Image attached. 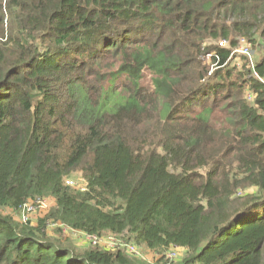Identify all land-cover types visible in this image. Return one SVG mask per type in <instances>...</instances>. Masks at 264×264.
<instances>
[{
    "label": "trees",
    "instance_id": "1",
    "mask_svg": "<svg viewBox=\"0 0 264 264\" xmlns=\"http://www.w3.org/2000/svg\"><path fill=\"white\" fill-rule=\"evenodd\" d=\"M241 38L264 42V0H0V264H264V85ZM39 197L41 224L3 211ZM47 221L157 258L79 251Z\"/></svg>",
    "mask_w": 264,
    "mask_h": 264
},
{
    "label": "rangeland",
    "instance_id": "2",
    "mask_svg": "<svg viewBox=\"0 0 264 264\" xmlns=\"http://www.w3.org/2000/svg\"><path fill=\"white\" fill-rule=\"evenodd\" d=\"M263 53H264V42L263 40L258 39L257 44H253L252 46V53H251L252 60L254 62H257L262 57ZM235 63L237 64V60L235 61ZM142 83L150 92L155 90V87L152 81V74L150 73V71L147 70L144 73ZM224 119H225V116L222 114H218L214 116V118L212 119V122L216 129L221 130L224 128L223 127V125L225 124ZM69 178L71 180H74L76 184H78V187L80 186H85L86 188L88 187L87 181L85 180L82 174V171H79V170L75 171ZM242 192L243 191L241 190L237 195H240ZM247 192H256V188L247 189ZM52 208H53V203L51 202V205L45 208V211L35 212L31 214L30 219L33 220L34 224H39V223L41 224V220H45V217L50 213V210ZM3 211L5 213L13 215V217L19 222L22 220V215L19 214V212L12 211L9 207H5ZM46 226L52 238H58V239L64 240L65 242L74 246L75 248H80L79 249L80 251H86L89 249L97 248L95 246H92L91 244L85 245V246L80 245V243L86 240L83 239V236L80 233L72 231L67 226L61 227L60 225H55L53 222H50V221L46 222ZM131 241L136 243L135 240H131ZM137 246L140 248L139 250L142 252V257H145L146 259L150 261H153L154 258H157V256L150 249H148L146 245L137 244ZM176 252H177L176 259L174 258V260H168L169 261L168 264H179V262L184 257L185 251L183 249L182 250L179 249Z\"/></svg>",
    "mask_w": 264,
    "mask_h": 264
},
{
    "label": "built area",
    "instance_id": "3",
    "mask_svg": "<svg viewBox=\"0 0 264 264\" xmlns=\"http://www.w3.org/2000/svg\"><path fill=\"white\" fill-rule=\"evenodd\" d=\"M229 43L227 40H220L219 46H228ZM229 47V46H228ZM252 53V44L245 38H241L238 41V47L233 49L232 56H236L237 60V67L241 68L243 66V63L241 61L240 56H245L248 61V66L253 70V75L263 83L264 85V77H261L254 69L255 62L252 60L251 57ZM212 58L211 54H208L206 56L207 60H210ZM217 67V64L212 63L211 64V72ZM250 98V97H249ZM66 184L69 186H73L76 188H79L81 191H87V188L85 186L78 187V184L74 180H71L70 178L66 179ZM49 206V202L47 199L39 197L36 201L27 203L23 206L21 209V212L19 214L22 215V221L28 222L30 220V215L35 213L37 210L45 209ZM72 229V228H70ZM74 232L75 229L73 230ZM80 233L84 240L89 242L92 246H95L97 248L102 249H108V250H117V249H123L128 253L129 255L136 256V257H142V252L139 250L140 248L137 246L135 242L132 241H125L120 237H117L113 234L108 235H96V234H87L84 232H77ZM178 249L172 250L169 252L166 257L169 260L176 259L177 251Z\"/></svg>",
    "mask_w": 264,
    "mask_h": 264
},
{
    "label": "crops",
    "instance_id": "4",
    "mask_svg": "<svg viewBox=\"0 0 264 264\" xmlns=\"http://www.w3.org/2000/svg\"><path fill=\"white\" fill-rule=\"evenodd\" d=\"M50 204H51V202H49ZM70 229V228H69ZM72 231L74 230V229H71ZM75 231H77V230H75ZM77 232H81V231H77ZM105 235H108V233L107 234H105ZM84 239V238H83ZM79 245V244H78ZM80 245H90V243L89 242H87V241H83L82 243H80ZM77 250H79L80 248H76ZM80 251V250H79Z\"/></svg>",
    "mask_w": 264,
    "mask_h": 264
}]
</instances>
